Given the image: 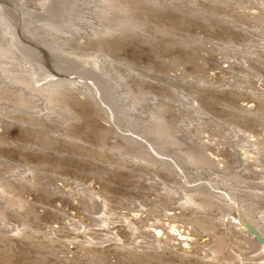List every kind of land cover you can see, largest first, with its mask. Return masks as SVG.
<instances>
[{
  "label": "rangeland",
  "instance_id": "374dc122",
  "mask_svg": "<svg viewBox=\"0 0 264 264\" xmlns=\"http://www.w3.org/2000/svg\"><path fill=\"white\" fill-rule=\"evenodd\" d=\"M259 1L127 0V9H117L105 0H78L59 19L63 33L47 26L37 30L56 57L73 62L65 64L73 74L98 75L108 89L105 99L118 118L105 110L107 106L96 93H90L88 81L60 85L55 104L39 94L33 99L34 109L0 102V177L6 168L13 170L7 172L9 176L33 175L38 182L24 197L37 202L40 212L55 215H50L54 221L42 232L25 227L27 232L43 233L45 241L36 242V249H22L3 241L15 225L23 228L22 214L7 207L12 213L2 216L0 223V264H81L73 260L76 256L84 264H234L227 255L205 263L199 258L202 256L195 261L196 255L187 254L192 259L184 261L175 253L182 252L181 245L173 243V247L171 240L149 258L123 257L119 261L111 255L107 262L103 258L95 261L77 243L79 237L87 238L83 231L63 236L57 228L79 215L96 217L89 212L97 210L88 203L100 189H110L120 198L112 210L117 220L138 209L152 218L167 217L161 215L165 213L162 203L178 202L179 195L160 198L157 190L162 191L164 185L188 193L192 189L184 186L186 182L189 186L201 184L213 193L227 191L221 168L239 170L235 154L241 153L248 140H261L258 149L264 159V8ZM13 2L25 12L43 15L48 0L43 5L38 0H0V12L2 5L7 8ZM41 17L45 15L35 21ZM119 19L123 25L131 19V27L112 30ZM0 21V36L4 37ZM37 24L43 25L41 21ZM80 59H99V63L83 65ZM8 75L1 67L0 83L8 82ZM133 91L139 93V99L143 93L146 96L137 102ZM157 115L172 127L173 135L165 143L156 131ZM198 137L208 145L207 153L218 168L197 166L184 156L183 150L197 146ZM142 150L158 161L140 157ZM251 163L258 173L251 171L243 181L262 182L264 162ZM143 191L147 196L141 195ZM216 197L225 201L224 196ZM243 197L256 203L253 212L257 218L264 216V198ZM171 212L180 209H171L167 203V213ZM181 221L189 223L190 219L182 217ZM240 264L261 263L242 259Z\"/></svg>",
  "mask_w": 264,
  "mask_h": 264
},
{
  "label": "bare ground",
  "instance_id": "6f19581e",
  "mask_svg": "<svg viewBox=\"0 0 264 264\" xmlns=\"http://www.w3.org/2000/svg\"><path fill=\"white\" fill-rule=\"evenodd\" d=\"M105 1L117 9L120 7L126 8L124 4L125 1L127 3V0L124 1L123 5L120 0H116L117 2L119 1L118 3L115 0V2L111 0ZM44 2L45 0H38V4L43 5ZM77 2L78 0H48L42 12L43 15H39V12L34 11L25 12V9L21 8L20 4L17 5L14 2L12 5H8L7 8L3 5L1 6L3 12H0V20H2V24L5 27V36H0V69L2 67L4 71L9 73V81L0 83L1 103L6 102L10 105H15V107L28 109V106H31V109H34L33 99L39 94L55 104L58 103L59 93L61 92L58 90L60 85L77 81H88L90 93L92 95L96 93L107 106L105 110L111 116L118 118L113 106L105 99L108 89L98 75L96 73L85 75L82 72H79L81 74H73L65 65L73 62L56 57L53 47L37 31L41 29V26H47L56 32L63 33L64 27L59 19L64 13L73 10L74 4ZM259 3L264 8V0H260ZM127 5L129 4L127 3ZM44 15L45 17L35 21V17ZM54 17L59 23L55 21ZM39 21L43 25H38L37 22ZM126 23L130 26L131 19L125 20ZM127 25H123V21L120 20V22L113 24L112 30L122 32L128 28L125 27ZM19 27L21 28V33L28 40L27 44L25 43L26 40L22 39L20 35ZM30 44L40 47L41 50L32 47ZM72 52L79 54L75 51ZM13 57L15 58L13 59ZM9 59H11V63H7ZM56 59H59L61 63H58ZM78 62L83 65L87 63L93 64L94 62L99 63V59L94 62L80 59ZM24 64L28 66L34 65L35 67L25 69ZM19 65H23V67H19ZM133 92L137 102H141L146 96V93H143L141 99H139L137 97L139 93ZM60 101L62 102V100ZM58 106L60 107V105ZM3 107H7V105H3ZM166 120L159 115L155 117L156 131L160 133L162 143L167 142V137L169 136L170 138L173 135L170 130L172 127ZM260 141L257 138L251 141L248 140L247 145L241 147V153L237 151L235 161L238 163V171H229L228 166L221 168L220 172L223 173V179L227 182L225 183L227 191L213 193L211 190H206L201 184L189 186L188 182H186L184 186L192 189L188 193L186 191L179 192L176 188L164 185L162 191L157 190L160 198H167L170 194L179 195L178 202L170 200L162 203L165 213L161 215H167V217L152 218L149 215H144L146 212H139L141 209H138L131 215H123L122 218L117 220L112 210L120 198L108 191L110 189L95 190L90 197L91 202L88 205L95 207L97 210L89 213L97 216L91 218L90 216L79 215L74 219L72 217L71 219L73 220L62 222V226L58 227L57 230L63 236L74 232V230L83 231V235L87 238L81 239L79 237L77 243L83 245L82 247L89 252L88 254L93 256L92 258L95 261L103 258L107 262L111 255H115L119 261L123 257L149 258V255L156 252L155 249L157 247L167 244L166 242L171 240L169 241L170 245H173V243L181 245L180 249H182V252L175 253L184 261L190 258L187 254L196 255L193 259L195 261H197V256H202L199 258L205 263L227 255L226 258L234 264H240L242 259H253V261L257 260V263L264 264V216L257 218L253 212L256 203L248 202L243 197L244 194H247L260 199L264 198V180L260 183L243 181V179H247L245 175L249 177L251 171L258 173L256 170L251 169L252 161H255V163L264 162L261 148L258 149L261 145ZM207 146L202 138L198 137L197 146L183 150L184 156L197 166L206 164L207 166L218 168L217 162L207 153ZM116 148L120 149L119 147ZM138 154L148 161H158L150 152L145 150L139 151ZM218 162H221V160ZM5 170L1 171L5 175L0 177V223L2 222V216L12 213L9 209L13 208L22 214L23 228L15 225V228L3 238V241L5 244H15L22 249H36V242L40 241L43 243L45 241L43 233L27 232L24 229L27 226L30 228L36 227L40 228L42 232L54 221L52 219L55 217H51L53 211L49 214L48 212L46 214L45 211L40 212L37 202H31L24 197V193L33 190L36 182H38L33 175L14 177L9 176V173L13 171L12 169L6 168ZM8 171L9 173H7ZM260 172L263 171L260 170ZM214 187L216 186L212 185V188ZM143 193L145 192L143 191L141 195ZM216 195L218 197L224 196L225 201L217 198ZM145 196H147L146 193ZM167 203H169L171 209L178 207L180 212L167 213ZM154 208H158L157 205H153ZM226 216H228L227 219H225ZM182 217H188L191 225L187 221L180 222ZM163 219L166 220L164 221ZM148 220L152 221L148 224ZM146 226L148 229L141 230L142 227ZM106 229L107 231H105ZM200 235L205 236V240H202L203 237ZM231 250H234L233 253L235 254L231 253ZM253 252H255V255L250 257L249 253ZM81 258V256H76L73 260L77 259L81 264H84ZM41 260L45 259L41 258ZM37 263L35 262V264Z\"/></svg>",
  "mask_w": 264,
  "mask_h": 264
}]
</instances>
